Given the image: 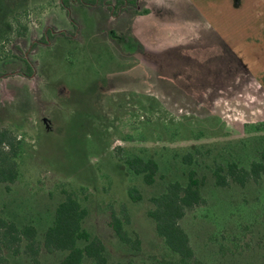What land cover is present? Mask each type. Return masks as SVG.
<instances>
[{"label": "rangeland", "instance_id": "374dc122", "mask_svg": "<svg viewBox=\"0 0 264 264\" xmlns=\"http://www.w3.org/2000/svg\"><path fill=\"white\" fill-rule=\"evenodd\" d=\"M108 1L72 2L74 25L59 0H0V129L20 140L16 180L9 190L0 183V217L33 225L42 240L70 192L108 264H163L177 256L147 215L150 198L194 169L205 176L204 203L180 225L200 264H264V176L229 187L211 176L227 160L247 167L264 146V49L245 53L252 74L215 34L139 31L147 0L127 12ZM47 29L54 35L42 44ZM135 155L157 162L153 183L125 165ZM111 214L139 248L119 241ZM4 254L7 264H60L63 255L41 249L34 263L22 246Z\"/></svg>", "mask_w": 264, "mask_h": 264}, {"label": "trees", "instance_id": "16d2710c", "mask_svg": "<svg viewBox=\"0 0 264 264\" xmlns=\"http://www.w3.org/2000/svg\"><path fill=\"white\" fill-rule=\"evenodd\" d=\"M107 1L59 0V5L65 10L70 22L75 25L69 9L72 2L92 6L107 5L109 3ZM116 4L124 9L126 6L135 5V0H116V3L111 5V10ZM51 32L52 34L49 29L43 32L39 42L47 44L54 35V31ZM25 65L24 72L30 76L32 69L27 60ZM19 154L20 140L10 131L0 129V183L4 184L6 190H9V185L16 180ZM183 160L190 162V155H185ZM124 163L133 173L142 175L146 184L153 183L158 170L154 159H144L135 155L125 158ZM211 176L214 184L219 187L245 186L249 182H258L264 176V146L259 150L257 159L252 160L247 167L240 165L236 160H227L224 163H217L211 171ZM204 183L205 176H198L197 172L191 169L186 174L184 184L179 181L169 182L163 192L150 198L152 208L148 210L147 215L154 221L157 235L177 256L176 259L163 261V264H200L186 231L180 225V219L186 212L204 203L201 194ZM128 195L134 201L140 199L134 187L128 189ZM86 215L87 210L80 202L70 192L65 193L64 198L55 206L52 221L45 229L42 240L37 238L33 225L17 226L14 222L0 217V264L8 263L4 254L6 250L16 253L21 246L22 252L34 263L38 262L39 253L44 249L48 253H63L60 264H108L103 240L83 226ZM123 223L121 219L111 214L109 225L119 241L134 249L139 248L138 236H130Z\"/></svg>", "mask_w": 264, "mask_h": 264}, {"label": "crops", "instance_id": "0c3cea01", "mask_svg": "<svg viewBox=\"0 0 264 264\" xmlns=\"http://www.w3.org/2000/svg\"><path fill=\"white\" fill-rule=\"evenodd\" d=\"M135 5L120 12H127ZM146 8L148 11L139 19V31L215 34L255 74L250 69L252 64L245 63V53L264 49V0H147ZM130 25L127 31H138L136 24ZM253 65L256 66L254 62Z\"/></svg>", "mask_w": 264, "mask_h": 264}]
</instances>
